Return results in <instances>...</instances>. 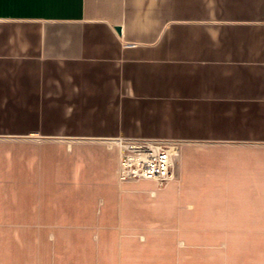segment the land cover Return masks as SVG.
Wrapping results in <instances>:
<instances>
[{"label":"crops","instance_id":"0c3cea01","mask_svg":"<svg viewBox=\"0 0 264 264\" xmlns=\"http://www.w3.org/2000/svg\"><path fill=\"white\" fill-rule=\"evenodd\" d=\"M0 264H264V0H0Z\"/></svg>","mask_w":264,"mask_h":264},{"label":"built area","instance_id":"2783aa9c","mask_svg":"<svg viewBox=\"0 0 264 264\" xmlns=\"http://www.w3.org/2000/svg\"><path fill=\"white\" fill-rule=\"evenodd\" d=\"M173 151L168 144L153 140H130L119 172L163 185L173 177Z\"/></svg>","mask_w":264,"mask_h":264}]
</instances>
